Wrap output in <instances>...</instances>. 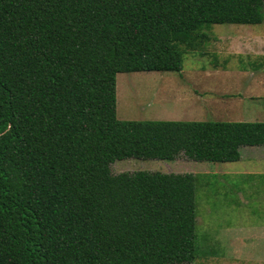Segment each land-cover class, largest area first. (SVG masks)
I'll list each match as a JSON object with an SVG mask.
<instances>
[{"label":"trees","instance_id":"trees-1","mask_svg":"<svg viewBox=\"0 0 264 264\" xmlns=\"http://www.w3.org/2000/svg\"><path fill=\"white\" fill-rule=\"evenodd\" d=\"M263 21L264 0H0V264L191 263L196 176L109 165L236 162L264 122L120 121L115 77Z\"/></svg>","mask_w":264,"mask_h":264},{"label":"rangeland","instance_id":"rangeland-1","mask_svg":"<svg viewBox=\"0 0 264 264\" xmlns=\"http://www.w3.org/2000/svg\"><path fill=\"white\" fill-rule=\"evenodd\" d=\"M204 33L207 41L183 55L179 73L117 74L116 119L264 122V21ZM189 100L198 102L188 108ZM239 156L229 163L128 158L109 171L196 176V250L182 264H264V146L240 147Z\"/></svg>","mask_w":264,"mask_h":264},{"label":"crops","instance_id":"crops-1","mask_svg":"<svg viewBox=\"0 0 264 264\" xmlns=\"http://www.w3.org/2000/svg\"><path fill=\"white\" fill-rule=\"evenodd\" d=\"M252 37V36H251ZM152 77V76H151ZM198 101L197 100H189V101H187L186 102V106H188V108L189 107H191V106H193L194 107V105L197 103ZM250 102V100H248V102H242L243 104H245V105H248V103Z\"/></svg>","mask_w":264,"mask_h":264}]
</instances>
